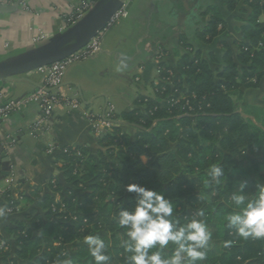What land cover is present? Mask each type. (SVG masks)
I'll list each match as a JSON object with an SVG mask.
<instances>
[{
  "label": "trees",
  "instance_id": "16d2710c",
  "mask_svg": "<svg viewBox=\"0 0 264 264\" xmlns=\"http://www.w3.org/2000/svg\"><path fill=\"white\" fill-rule=\"evenodd\" d=\"M239 1L220 0L229 11ZM243 1L250 13L238 28V39L223 41L211 61L190 44L192 51L176 65L163 64L162 76L168 75V68L175 69L172 85L163 94L139 98L138 105L146 106L145 112L139 107L124 114L125 120L145 130L134 125L116 127L101 137L105 151L97 154L88 148H76L81 156L55 153V163L62 162L63 176L71 186L64 188L59 177L50 184L53 191L61 192V202L40 187L28 196L39 209H32L26 220L15 221L8 230L13 238L0 229V239L8 245L3 249L0 241V264H56L66 258L73 264H93L84 243L87 235L105 240L110 264H129L128 254L120 246L124 230L114 217L122 204L129 209L133 205L134 193L124 191L132 183L172 199L181 223L204 213L196 218L205 220L212 237L206 259L198 264H264V239L244 240L226 227L227 215L237 210L231 197L238 193V176L247 181L245 197L251 199L258 182L250 175L259 174L264 166V117L236 105L248 88L264 82V0ZM210 10L211 18L200 34L206 44L219 35L220 23L225 25L220 6ZM176 89L188 97L193 109L183 102L170 104L167 95ZM154 107L153 113L148 112ZM258 150L261 156L255 154ZM212 165L225 169L219 184L209 175ZM74 187L81 188L82 194H75ZM212 241L218 245L211 246Z\"/></svg>",
  "mask_w": 264,
  "mask_h": 264
},
{
  "label": "crops",
  "instance_id": "0c3cea01",
  "mask_svg": "<svg viewBox=\"0 0 264 264\" xmlns=\"http://www.w3.org/2000/svg\"><path fill=\"white\" fill-rule=\"evenodd\" d=\"M82 1L24 0V4L0 0V103L22 99L43 86L44 77L37 68L22 66L76 47L95 21L111 11L115 0H99L76 23H68L66 16ZM239 2L229 11L220 0H127V14L105 34L101 51L70 65L66 72L62 91L78 98V108L58 107L47 126L36 133L31 124L41 114L40 101L29 102L1 119L0 209L14 199L18 210L0 218V229L9 236L16 220H26L32 209H39L28 197L38 187L51 191L56 202H61V192L53 191L50 184L59 177L64 188L71 186L63 176L62 162L55 163V154L48 152L49 143L88 148L92 154L104 149L103 135L92 127L89 114L102 115L113 106L122 125H128L124 114L142 107L139 98L155 96L162 75L157 52L166 53L164 63L176 65L192 44L201 49L202 58L211 61L223 41L232 43L240 36L238 28L245 24L250 6ZM214 5L220 6L225 25L220 23L219 35L206 44L200 34ZM40 34L47 38L36 41ZM240 100L247 110L261 111L264 117V82L248 88ZM73 191L82 194L79 187Z\"/></svg>",
  "mask_w": 264,
  "mask_h": 264
},
{
  "label": "clouds",
  "instance_id": "9594fccd",
  "mask_svg": "<svg viewBox=\"0 0 264 264\" xmlns=\"http://www.w3.org/2000/svg\"><path fill=\"white\" fill-rule=\"evenodd\" d=\"M143 159L146 160V157ZM209 175L216 184L225 178V169L212 165ZM247 181L239 182V191L231 197L236 211L226 217V227L247 240L264 239V184H257V192L251 199H246L243 190ZM124 191L134 193L131 208L123 204L114 217L117 226L124 230L125 239L120 246L128 254L129 264H198L206 259L207 246L212 233L203 219L201 211L186 223L176 217V208L172 199L164 193L140 184H128ZM6 212L0 209V218ZM93 264H110L107 253L108 245L100 236L84 237ZM228 241L225 247L229 246ZM172 246L169 254L165 250ZM56 264H73L71 259L57 260Z\"/></svg>",
  "mask_w": 264,
  "mask_h": 264
},
{
  "label": "built area",
  "instance_id": "2783aa9c",
  "mask_svg": "<svg viewBox=\"0 0 264 264\" xmlns=\"http://www.w3.org/2000/svg\"><path fill=\"white\" fill-rule=\"evenodd\" d=\"M9 2H13L15 0H8ZM99 0H84L79 3V6L75 7V9L66 16V21L70 24L76 23V21L80 20L84 16V14L95 7ZM122 6L114 12L102 25L99 27L95 33V35L90 39V41L80 49L74 51L69 54L65 58L58 60L49 65H42L37 67L38 72L43 74L44 84L43 86L37 88L33 92H31L26 97L19 100H11L7 103H0V120L6 118L11 113L22 109L27 103L32 101H40L41 106V114L33 121L31 124V130L36 133L38 131L43 130L50 118L54 115L56 109L58 107H73L78 108L80 106V101L77 97L69 98L62 91V84L66 75V72L70 65L81 62L89 59L90 57L99 53L102 49L103 38L105 34L116 25L121 19L127 14V0H122ZM20 2L24 3V0H20ZM46 34L38 35L35 40L41 41L46 39ZM192 51V47L189 48L188 52ZM157 58L159 59V69L165 70L163 64L164 59L166 58V53L163 50H159L157 52ZM176 72L173 68H168V75L160 77L159 81L156 83L154 91L155 95L157 92L164 93L166 90V86L172 85L173 80L176 78ZM176 92H171L167 95V98L171 105L184 103V107H187L189 110L193 109V106L190 104V100L188 97L182 92L175 90ZM0 97H2V93H0ZM149 97V96H147ZM146 97V98H147ZM147 101V99H146ZM145 105V104H144ZM143 111H146V106L141 107ZM154 109H149L148 112L153 113ZM90 115V122L92 127L97 131L99 135H103L104 133L111 134L116 127L122 125L123 121L115 114V109L111 106L110 110L107 113L102 115ZM75 149V152L72 151ZM48 152L50 154H55L57 152H65L72 155L81 156L82 151L80 149H76L73 147L65 146L59 147L54 142L48 144ZM78 171L76 168L75 172ZM2 190L0 189V192ZM18 205L14 203V199H11L8 202L6 208H4L6 214H12L18 209ZM64 208V205L61 207ZM54 209L56 207L54 206ZM1 233V232H0ZM1 245L3 249H8V245L4 239H0Z\"/></svg>",
  "mask_w": 264,
  "mask_h": 264
},
{
  "label": "water",
  "instance_id": "95a60500",
  "mask_svg": "<svg viewBox=\"0 0 264 264\" xmlns=\"http://www.w3.org/2000/svg\"><path fill=\"white\" fill-rule=\"evenodd\" d=\"M123 4V1L122 0H115L113 2V7L111 9V11H109L108 13L102 15V17H100L97 21H95V23L89 28L87 34H86V37L74 48L72 49H62V51L58 52V53H55V54H52L48 57H45V58H42V59H39V60H33V61H29L28 63H26L25 65L22 66V69H29V68H37L39 66H42V65H49L51 63H54L58 60H61L63 58H65L66 56H68L69 54L73 53L74 51L80 49L81 47L85 46L89 41L90 39L95 35L97 29L99 27H102V25L104 24V22L114 13L116 12ZM158 122V119L154 120L153 122V126H155ZM125 124H128V125H134L140 129H146L144 126L142 125H139V124H131L129 121H125ZM151 128H148V130H151ZM107 133H104V135H107Z\"/></svg>",
  "mask_w": 264,
  "mask_h": 264
},
{
  "label": "rangeland",
  "instance_id": "374dc122",
  "mask_svg": "<svg viewBox=\"0 0 264 264\" xmlns=\"http://www.w3.org/2000/svg\"><path fill=\"white\" fill-rule=\"evenodd\" d=\"M236 105H237V107H238V109H240V110H247V108H245L244 106H243V102H242V100H237V103H236ZM256 113H262L261 111H259V112H256ZM256 154H258V155H262L261 154V151L260 150H258V151H256L255 152ZM147 158V157H146ZM145 162H147L148 161V158H147V160H144ZM261 175H260V173L259 174H255V173H253V174H251L250 176H252V178H254V179H256L257 180V182H258V184H260L261 183V180H263L264 181V166L262 167V170H261ZM238 181L239 182H242V181H245V178L244 177H241V176H238ZM263 184V183H262ZM238 187V191H239V183H238V185H237ZM246 187H248V185L246 186ZM239 194H243V195H245L246 196V194H248L246 191H244L243 190V193H239ZM212 243V245L211 246H213V245H218L216 242H211Z\"/></svg>",
  "mask_w": 264,
  "mask_h": 264
}]
</instances>
